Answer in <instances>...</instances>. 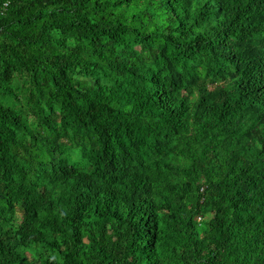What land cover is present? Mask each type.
<instances>
[{
	"label": "trees",
	"instance_id": "16d2710c",
	"mask_svg": "<svg viewBox=\"0 0 264 264\" xmlns=\"http://www.w3.org/2000/svg\"><path fill=\"white\" fill-rule=\"evenodd\" d=\"M0 264H264V0H0Z\"/></svg>",
	"mask_w": 264,
	"mask_h": 264
},
{
	"label": "clouds",
	"instance_id": "9594fccd",
	"mask_svg": "<svg viewBox=\"0 0 264 264\" xmlns=\"http://www.w3.org/2000/svg\"><path fill=\"white\" fill-rule=\"evenodd\" d=\"M17 215H19V217ZM17 215H16V221L20 219V213H18Z\"/></svg>",
	"mask_w": 264,
	"mask_h": 264
},
{
	"label": "rangeland",
	"instance_id": "374dc122",
	"mask_svg": "<svg viewBox=\"0 0 264 264\" xmlns=\"http://www.w3.org/2000/svg\"><path fill=\"white\" fill-rule=\"evenodd\" d=\"M19 217V215H17Z\"/></svg>",
	"mask_w": 264,
	"mask_h": 264
}]
</instances>
